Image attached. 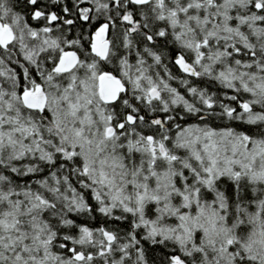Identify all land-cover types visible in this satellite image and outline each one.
I'll use <instances>...</instances> for the list:
<instances>
[{
	"label": "rangeland",
	"instance_id": "1",
	"mask_svg": "<svg viewBox=\"0 0 264 264\" xmlns=\"http://www.w3.org/2000/svg\"><path fill=\"white\" fill-rule=\"evenodd\" d=\"M261 3L264 0H154L148 7L191 56L194 65H189L198 66L223 88L244 93L239 111L229 115L247 125L260 124L264 133V25L259 18L243 14L248 6L260 11ZM50 19L46 22L51 23ZM7 20L9 24L0 21V25L13 33L22 60L32 65L37 54L56 48L51 29L31 30L15 16ZM106 33L105 24L92 32L93 36ZM63 45L68 49L56 48L59 61L74 51L71 43ZM92 47L93 43L90 51ZM241 51L249 58L244 59ZM114 54L109 42L105 61L111 63ZM116 60L120 81L141 93L146 103L190 111L187 101L142 60L137 58L130 66L118 56ZM176 63L185 66L182 57ZM3 70L2 79L8 75ZM99 74L94 61H79L69 72L57 63L41 88L7 94L3 88L8 86H0V166L23 176L39 173L40 165H48L52 149L63 159L79 161L81 187L98 202L102 213L133 214L148 236L176 242L185 254L198 257V264H264V218L259 207L243 210L242 218L237 216L240 208L249 209L244 205L224 212L229 210L225 195L252 204L260 191L264 193L256 185L264 182V136L249 137L197 123L176 127L160 140L119 133L115 130L119 123L113 126L112 114L100 104ZM37 90L45 99L46 115L41 121L47 123L41 126L23 108V96H34ZM110 128L114 131L108 136ZM47 131L51 144L55 142L51 146L43 140ZM48 179L35 184L36 192L3 191L6 181L0 175V199L7 203H0V264H87L83 256L59 258L47 252L50 234L40 218L49 205L44 197L60 191L64 203L83 207L66 180ZM219 179L223 181L216 186ZM98 237L82 230L78 243L108 249L103 242H109V236L102 243L96 242Z\"/></svg>",
	"mask_w": 264,
	"mask_h": 264
},
{
	"label": "trees",
	"instance_id": "2",
	"mask_svg": "<svg viewBox=\"0 0 264 264\" xmlns=\"http://www.w3.org/2000/svg\"><path fill=\"white\" fill-rule=\"evenodd\" d=\"M65 6L66 10H63ZM148 6L136 5L133 0H11L0 2V21L9 24L7 18L15 16L19 23H24L31 30L51 29L50 37L56 41L57 49L66 50L68 48L63 44L71 43V49L77 54L79 61L96 62L100 74L107 72L119 78L116 57L118 56V59L127 66L138 58L149 66L153 73H158L169 88L191 107L189 112L183 111L180 107L164 110L154 102L146 103L141 93L139 95L126 86L125 92L120 94L114 104L100 103L112 114L113 126L116 123L122 124L120 129L115 128L119 133L133 132L144 138L150 136L160 140L165 134L172 135L176 127L186 123H197L213 129L233 130L249 137H263L260 124L247 125L229 115L232 112L235 115L236 111H239V104L244 102L245 98L241 92L223 88L215 78L202 74L198 66L193 68L195 72L197 71L194 76L180 70L176 60L182 57L185 63L194 65L191 63V56L170 39L164 25L156 21ZM250 8L248 6L247 10ZM252 10L264 23V4L261 3L260 11H256L253 6ZM49 16L51 23L46 22ZM101 24L107 26L105 36L115 53L111 63L99 60L90 51L92 32ZM15 47L16 44L13 42L5 50L0 48V70L4 69L3 71L11 76L0 78V86H8V89L3 88V91H8L5 92L7 94L12 91L20 94L35 87L41 88L43 79L50 75L57 63H60L59 52L56 48H47L35 56L34 64L31 65L20 58L21 54ZM243 54L245 55L244 51ZM248 58L247 55L244 56V59ZM39 91L36 93H40ZM24 112L31 117L33 123L40 126L47 123L46 119L45 123L41 121L45 113L26 112V109ZM48 132H45L43 140H49L48 146H51L55 142L51 144L52 139ZM50 152L48 165H40L39 173L23 176L19 173L13 174L9 168L0 166V175L6 181L2 185L5 188L3 191L22 188L36 192L37 182L47 181L52 177L57 182L66 180L69 188L80 196L83 207L73 208L61 200L60 191L44 197V193L42 192V196L41 190H38L39 195L41 194L49 204L40 214V218L50 234V243L49 241L47 243V252L50 255L69 258L76 254L77 257L83 256L85 260L87 259V264H198V257L194 254L192 256L185 254L176 242L168 238L148 236L133 214L114 210L102 213L98 202L81 187L84 179L79 178L82 177L78 174L81 171L79 161L76 158L63 159L58 153H52V149ZM222 181L219 179L217 183L215 182L216 186ZM48 183L51 184L50 179ZM256 185L258 188H264V182ZM225 197L229 207L228 211L224 210L225 213L232 211L235 206L244 205L249 209L240 208L238 218H242L243 210L252 212L256 207H259V211L257 209L259 216L264 218L262 191L257 194L252 204L249 200L245 202L239 201L236 197L230 198L226 195ZM2 202L5 201L0 199L1 204ZM2 205L7 206V203ZM19 226L26 228L21 224ZM82 230L99 236L100 240H96L99 243L103 242L105 235L109 236V242L105 240L103 242L108 244V249L103 245L95 247L93 244L91 247L78 243Z\"/></svg>",
	"mask_w": 264,
	"mask_h": 264
},
{
	"label": "water",
	"instance_id": "3",
	"mask_svg": "<svg viewBox=\"0 0 264 264\" xmlns=\"http://www.w3.org/2000/svg\"><path fill=\"white\" fill-rule=\"evenodd\" d=\"M151 0H133L136 5L142 6L146 5ZM14 41L13 33L9 30L8 27H1L0 25V48L5 50L11 45ZM93 53L98 57L99 60L104 61L107 57L109 45L108 41L105 39L103 34L93 36ZM66 62L64 67L65 72L71 71L79 62V58L74 51H68L60 60V66H63V63ZM184 71H187V67H182ZM124 87L121 81L109 73H103L98 77L97 80V91L100 101L105 105L114 104L120 94L124 92ZM151 96L155 95L154 91L150 92ZM24 107L32 110H38L41 112L44 109L45 99L40 93L36 95H25L23 98ZM114 131V128L107 130L106 134L109 136Z\"/></svg>",
	"mask_w": 264,
	"mask_h": 264
},
{
	"label": "bare ground",
	"instance_id": "4",
	"mask_svg": "<svg viewBox=\"0 0 264 264\" xmlns=\"http://www.w3.org/2000/svg\"><path fill=\"white\" fill-rule=\"evenodd\" d=\"M9 1H11V0H0V2H9ZM85 2V1H84ZM264 4V3H263ZM147 5V4H146ZM146 5H142V6H146ZM63 10H66V6L63 8ZM245 12H247V13H245ZM244 13L246 14V17L247 18H249V17H256V18H258V14L257 13H254L253 12V10H247V8L245 9V11H244ZM37 15H39V14H37ZM260 19V21H261V23L264 25V23H263V21H262V19L261 18H259ZM256 23V24H255ZM254 24L256 25V26H258V21L256 20L255 22H254ZM4 26H6V25H4ZM261 26V25H260ZM165 30H166V32H168L169 33V35H170V39H172L173 40V42L174 43H176L177 44V46H179V48L181 49V50H183V48H182V46H180L179 45V43H178V41H176V39H174L173 38V34L172 33H170L169 31H168V29H167V27H165L164 28ZM164 31V30H163ZM14 36V35H13ZM108 41V40H107ZM108 45H109V43H108ZM184 51V50H183ZM91 53H93V51H92V48H91ZM94 54V53H93ZM66 66V62L63 64V66H61L62 67V70L64 71V67ZM191 66V65H190ZM188 66L187 68H189V69H192L193 67L191 66ZM180 70H182L184 73H186V71H184L182 68L180 69ZM188 70V69H187ZM194 70V69H193ZM104 73H107V72H104ZM103 74V73H102ZM109 74H111V73H109ZM119 74V73H118ZM113 75V74H112ZM114 76V75H113ZM214 78V77H213ZM119 79V78H118ZM120 80V79H119ZM121 83H122V85H123V87H124V89L126 90V86L127 85H125V83L124 82H122L121 81ZM125 90H124V92H125ZM228 90H230V89H228ZM123 92V93H124ZM243 95H244V93H243ZM246 99V98H245ZM24 109H26V112L27 111H32V112H36V113H38V114H44L45 113V110L43 109L41 112H39L38 110H32V109H28V108H26V107H24ZM246 109V106H245V104H243V107H242V110H245ZM264 110V109H263ZM232 113H234V112H232ZM26 114V113H25ZM29 116V115H28ZM237 121H240V120H237ZM122 125V124H121ZM221 130H226V129H221ZM231 180H233L232 179V177H229Z\"/></svg>",
	"mask_w": 264,
	"mask_h": 264
},
{
	"label": "flooded vegetation",
	"instance_id": "5",
	"mask_svg": "<svg viewBox=\"0 0 264 264\" xmlns=\"http://www.w3.org/2000/svg\"><path fill=\"white\" fill-rule=\"evenodd\" d=\"M154 0H151L150 2L152 3ZM107 39V38H106ZM92 40H93V35L91 36V44L93 43L92 42ZM108 43H109V41H108ZM65 63V62H64ZM63 63V64H64ZM184 65H178V67L181 69L182 67H183ZM188 66H190L188 63H185V66L184 67H188ZM191 67V66H190ZM186 74L187 75H190V76H194L195 74H196V72H195V70H193V68L192 69H188L187 71H186ZM121 124H119V126H118V128L120 129L121 128Z\"/></svg>",
	"mask_w": 264,
	"mask_h": 264
}]
</instances>
